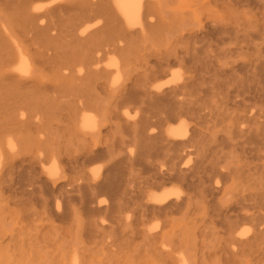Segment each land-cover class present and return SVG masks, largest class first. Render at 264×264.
Here are the masks:
<instances>
[{
    "label": "bare ground",
    "instance_id": "1",
    "mask_svg": "<svg viewBox=\"0 0 264 264\" xmlns=\"http://www.w3.org/2000/svg\"><path fill=\"white\" fill-rule=\"evenodd\" d=\"M200 2L230 13L252 3ZM253 25L250 17L227 14L195 27L189 10L167 0H0V194L37 190L70 197L79 191L82 205L76 215L101 210L99 202L91 203L95 191H107L113 202L106 208L115 216L125 208L165 215L191 208L194 199L207 204L216 199L210 220L221 230L114 229L125 246L141 238L122 251L118 262L138 259L139 264L146 257L145 264H187L189 259L197 264L210 258L218 264H260L264 94L257 93L259 107L247 106L245 99L253 97L248 86L221 88L212 82L207 89L198 75L204 66L225 70L218 62L231 54V41L257 33ZM173 64L185 66L188 74L171 71ZM194 89L210 90L215 99L206 106L194 101L187 96ZM186 115L192 122L181 120ZM207 115L220 124L218 131L199 127L197 119ZM102 139L111 149L133 148L108 157L100 175L82 164L103 149ZM182 148L194 154L192 163L182 162L183 155L176 153ZM136 166L151 171L140 182ZM172 179L185 190L145 194L147 184L158 187ZM44 203L48 215L66 216L58 200L54 210L47 209L46 197ZM242 221L253 222L250 232L238 229ZM101 224H81L80 242L104 236ZM75 249L68 264H81Z\"/></svg>",
    "mask_w": 264,
    "mask_h": 264
},
{
    "label": "rangeland",
    "instance_id": "2",
    "mask_svg": "<svg viewBox=\"0 0 264 264\" xmlns=\"http://www.w3.org/2000/svg\"><path fill=\"white\" fill-rule=\"evenodd\" d=\"M251 2L250 5L239 6L235 12L230 13L222 8L204 5L200 0H167L169 5H179L183 10H189L192 13L195 27L199 22H206L209 18L213 17H225L227 14L238 20H241V16L252 19L253 27L258 32L251 34V36L233 38L230 43L232 46L231 54L225 58H221L218 62L222 64L220 69L225 68V70H220L219 72L216 65H214V68L204 66L198 72V75L199 77L202 75V79L205 78L204 81L201 79L200 83L201 87L207 89L211 86L212 82L219 83L221 88L236 84L248 86L249 93L253 97L245 99L246 105L259 107L262 102L257 93L264 94V67L260 66L264 65L262 64L264 63V0H251ZM110 55L106 57L108 58ZM242 62H245V64H242L243 66L240 65ZM229 66L233 68H229ZM170 70L177 71L182 77L188 74L186 67L180 64H173ZM168 75L161 76L157 80L159 82L164 81L168 78ZM260 86L263 88L262 90H259ZM187 96L191 97L194 101L197 100V102L205 101V106L208 105V102L215 99L210 90L203 92L197 90L195 92L194 89ZM239 97L240 95L236 98L239 99ZM111 101L112 98L110 97L106 104H110ZM127 108L131 115L136 111L135 107L127 106ZM181 120L188 123L192 122L188 115L183 116ZM197 120L199 121V127L203 130L208 129V132L218 131L221 128L220 124L215 123L216 119L213 116H201ZM104 143L106 142L102 139L100 147L103 149L98 154H95V156L93 155V157L83 162L82 165L85 170L89 171L95 168L97 169V173L102 175L108 157L114 156L119 158L126 151L133 148V145L129 144L124 147L117 145L114 146V149L113 147L111 149V147L104 146ZM104 147H106L105 149L108 148V150L104 151ZM76 150L73 148L72 152L76 153ZM176 153L183 155L182 162L192 163L194 161V154L187 152L186 148L176 149ZM141 168L139 166L135 168L136 175L139 176L137 178L139 182L144 177H148L151 172L149 168L143 170ZM72 175L76 177L77 173L72 172ZM21 183L25 188L27 180H20ZM147 185L149 187L144 188L145 194L148 192H160L165 189L185 190L183 184L176 179L168 180L158 187L150 186V184ZM95 193L97 194L93 198L91 205L94 206L96 202H99L102 207L100 208L101 210H96V212L92 213L89 211L83 213L82 211V213L76 215L74 211L76 213L80 211L82 205L81 192L79 191L73 192L70 197H67L65 194L53 197L48 193H41L37 190L27 195L25 193L20 194V192H17L16 196L13 193H10L12 195L7 193L0 194V264H62L63 262L68 264L73 247L77 249L75 250L78 254V263L120 264L118 260L122 258V251H128V248L141 242V238H135V241L131 245H128L130 247L125 246L126 244L122 243L119 237L116 238L119 227H143L142 229L152 228V230L171 227L176 233L181 234L186 229L199 230L204 227H216V229L221 230L220 224L214 225L210 220V215L215 213L213 209L216 206V199L208 204L201 202L199 199H194L195 203L191 208L187 209L185 206H182L165 215L151 210L134 212L129 208H125L121 209L122 211L119 213L116 212L117 216H115V213L112 215L106 208V205L109 206L113 202L110 194L107 191H95ZM45 197L48 200V210H54V202L58 200L60 210L67 212L66 216L58 218L53 215L51 216V213L48 215V211L44 212L46 209L44 205ZM143 200H146L145 196H143ZM250 210L253 211L254 209ZM90 221H94L97 225L98 223H102L101 227H104L103 230H105L102 231V233L104 232V236L101 237L100 235L96 239L88 238L91 241H84L82 243L79 239L81 224H86L85 226H87ZM164 222L167 223L165 224ZM252 227H254L253 222L242 221L238 229H247L250 232ZM114 229L117 232H114ZM143 259H146V257L139 258V264H145L141 261ZM137 261L138 259L135 261L136 264H138ZM216 261V259L210 258L205 261H199L197 264H218ZM259 263L264 264V258ZM187 264H191L190 259Z\"/></svg>",
    "mask_w": 264,
    "mask_h": 264
}]
</instances>
